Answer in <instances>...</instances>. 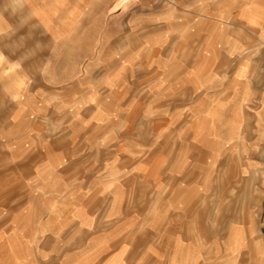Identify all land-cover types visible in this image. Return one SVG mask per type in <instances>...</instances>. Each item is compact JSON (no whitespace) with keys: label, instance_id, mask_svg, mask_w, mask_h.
I'll use <instances>...</instances> for the list:
<instances>
[{"label":"rangeland","instance_id":"rangeland-1","mask_svg":"<svg viewBox=\"0 0 264 264\" xmlns=\"http://www.w3.org/2000/svg\"><path fill=\"white\" fill-rule=\"evenodd\" d=\"M121 2L87 48L111 80L48 112L41 191L9 197L0 159V264H264V0Z\"/></svg>","mask_w":264,"mask_h":264},{"label":"crops","instance_id":"crops-1","mask_svg":"<svg viewBox=\"0 0 264 264\" xmlns=\"http://www.w3.org/2000/svg\"><path fill=\"white\" fill-rule=\"evenodd\" d=\"M121 6V0H0V159H7L10 172L27 179L9 184L7 190L15 192L9 197L42 189L41 183H33L32 174L44 167L49 140L64 137L63 122L49 120L48 112L64 110L79 94L92 95L87 82L96 79V73L99 79L111 80L105 76L112 41L109 16ZM94 15L102 21L98 37L90 19ZM100 37L109 55L89 61L87 48L96 46ZM53 126L61 130L50 134ZM58 190V196L64 195V188ZM89 196L79 194L77 199ZM78 210L79 222L89 220ZM40 215H34V222L46 224L48 216ZM87 251L94 253L89 246ZM81 259L73 264H95Z\"/></svg>","mask_w":264,"mask_h":264},{"label":"bare ground","instance_id":"bare-ground-1","mask_svg":"<svg viewBox=\"0 0 264 264\" xmlns=\"http://www.w3.org/2000/svg\"><path fill=\"white\" fill-rule=\"evenodd\" d=\"M256 179V178H255ZM245 182H246V180H245Z\"/></svg>","mask_w":264,"mask_h":264}]
</instances>
